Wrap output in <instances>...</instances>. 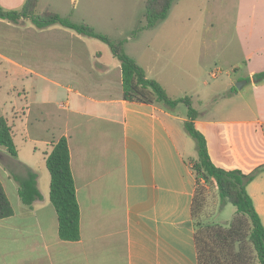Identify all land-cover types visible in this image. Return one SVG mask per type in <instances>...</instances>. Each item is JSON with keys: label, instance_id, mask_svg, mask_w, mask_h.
Wrapping results in <instances>:
<instances>
[{"label": "crops", "instance_id": "1", "mask_svg": "<svg viewBox=\"0 0 264 264\" xmlns=\"http://www.w3.org/2000/svg\"><path fill=\"white\" fill-rule=\"evenodd\" d=\"M24 1L0 5L17 9ZM0 64L10 67L0 106L12 118L17 151L12 156L0 146V183L13 208L0 218V264H198L194 229L187 225L197 183L196 154L181 130L186 111L124 99L119 60L102 58L84 35L60 25L36 29L27 19H0ZM153 79L168 94L159 77ZM249 112L198 114L194 125L216 166L244 173L261 167L246 189L264 225V109L250 106ZM61 137L80 210L76 241L59 237L49 200L45 158ZM29 172L41 198L26 205L17 179Z\"/></svg>", "mask_w": 264, "mask_h": 264}, {"label": "rangeland", "instance_id": "2", "mask_svg": "<svg viewBox=\"0 0 264 264\" xmlns=\"http://www.w3.org/2000/svg\"><path fill=\"white\" fill-rule=\"evenodd\" d=\"M144 3L145 0H39L38 7L88 24L112 40H124V52L139 59L150 77H159L169 96H190L193 107L203 117L246 115L250 114V106L264 109V79L253 78L264 70V0H175L166 17L152 27L146 26ZM84 38L102 58L111 56L107 43ZM227 69H232L231 75ZM8 70L10 67L0 64V101L7 95ZM232 87L236 91H231ZM174 111L181 114L186 107L179 104ZM7 113L1 105L0 116L10 123L12 118ZM181 130L187 149L196 154V141L183 123ZM15 140L20 143L19 125ZM219 203L216 188L206 183L197 193L195 218L231 220L235 207L226 203L218 211Z\"/></svg>", "mask_w": 264, "mask_h": 264}, {"label": "trees", "instance_id": "3", "mask_svg": "<svg viewBox=\"0 0 264 264\" xmlns=\"http://www.w3.org/2000/svg\"><path fill=\"white\" fill-rule=\"evenodd\" d=\"M175 0H145L146 26L152 27L164 19ZM39 0H25L20 8L6 9L0 5V19L19 24L25 19L36 29L51 25L70 28L84 36L100 39L108 44L111 53L121 67L123 98L141 102H158L167 108L179 104L186 107L184 129L196 141V157L191 168L196 177V192L192 207V220L198 264H264V225L257 213L246 187L260 172L261 167L244 173L239 169H224L216 166L208 153L204 135L195 127L198 116L188 95L171 97L155 79L147 77L143 67L123 50L124 40H112L95 31L90 25L70 21L48 9H39ZM255 80L264 79V70L257 72ZM231 91H236L235 87ZM0 146L16 156L11 128L4 116H0ZM45 165L50 175L49 200L58 219V234L62 240L76 241L80 237V210L75 193V184L70 167L69 147L65 137L59 138L46 155ZM18 180V195L26 205L41 198L36 184V174L29 172ZM202 181V183H201ZM206 183L213 184L219 198V210L231 203L235 214L231 220L216 221L215 218H195L197 193ZM13 208L7 200L0 183V218L12 214Z\"/></svg>", "mask_w": 264, "mask_h": 264}]
</instances>
